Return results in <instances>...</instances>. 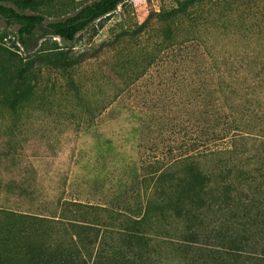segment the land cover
<instances>
[{
    "label": "rangeland",
    "instance_id": "rangeland-1",
    "mask_svg": "<svg viewBox=\"0 0 264 264\" xmlns=\"http://www.w3.org/2000/svg\"><path fill=\"white\" fill-rule=\"evenodd\" d=\"M91 1L64 0L41 13L62 20ZM174 1L128 0L73 42L45 38L86 56L72 78L88 95H119L88 118L53 111L63 102L51 94L66 82L37 65L32 80L40 86L27 114L0 111V183L19 174L25 186L61 193L60 217L68 220L263 254L264 9L210 0L200 10L189 6L191 15L167 32L155 20L140 28ZM45 39L28 50L36 52ZM0 40L11 48L16 28L0 21ZM163 104L162 111L149 107ZM199 160L204 173L228 172L222 175L234 190L227 197L236 200L225 208L224 225L206 209L204 238L175 215V189L187 185L190 164L196 169ZM188 206L191 218L196 204Z\"/></svg>",
    "mask_w": 264,
    "mask_h": 264
},
{
    "label": "trees",
    "instance_id": "trees-1",
    "mask_svg": "<svg viewBox=\"0 0 264 264\" xmlns=\"http://www.w3.org/2000/svg\"><path fill=\"white\" fill-rule=\"evenodd\" d=\"M61 1L64 2L0 0V21L16 28V41L11 48L0 40L1 113L27 114L28 108L35 103L34 90L40 86L37 80L33 81L37 65L45 66L51 73L62 76L66 82L62 84L63 91L51 94V98L63 102L54 107L53 111L65 112L64 115L69 113L71 116L77 112L88 118L106 110L118 97L119 92L106 96L100 94L97 97L88 95L86 87L72 78L86 56L71 50L65 51L56 40L49 43L45 38L73 42L78 34L113 13L128 0H92L62 20L47 21L41 13L43 7ZM209 1L175 0L165 10L152 12L140 28L149 26L155 20L154 23H158L156 26L167 32L175 22L191 15L188 12L189 6L199 7L200 10ZM239 1L264 9V0ZM39 39L45 40L36 52L31 53L29 47L37 45ZM17 45L28 52L23 56ZM40 66L38 72H42ZM75 99L76 105L73 102ZM149 107L158 111L165 110L164 104ZM190 159L193 160V157ZM190 159L182 164H188ZM190 165L192 175L189 176V182L187 185L181 183L175 189L179 195L175 215L180 222H185L189 233L204 238L207 237L205 232L209 231L206 209L208 212L215 209L214 215H218L216 220L224 225L225 208L236 203L235 197H227L234 186L225 184L226 178L222 175V172L228 174L225 170H209L204 173L200 160L197 161L196 169L194 161ZM194 171L196 174L202 173L199 179L193 175ZM18 176L7 184L0 183V195L5 196L0 200V264H264V253H244L238 249L220 248L206 243L192 244L149 237L133 230L122 231L107 226L101 228L93 223L61 218V193L52 196L35 184L25 186L17 181ZM175 192L169 199L173 201L172 204L176 200ZM192 201L196 204L197 214L190 218L192 209L188 205Z\"/></svg>",
    "mask_w": 264,
    "mask_h": 264
}]
</instances>
